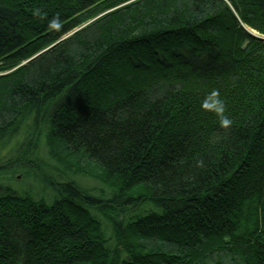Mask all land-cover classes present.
Listing matches in <instances>:
<instances>
[{"label":"trees","instance_id":"obj_1","mask_svg":"<svg viewBox=\"0 0 264 264\" xmlns=\"http://www.w3.org/2000/svg\"><path fill=\"white\" fill-rule=\"evenodd\" d=\"M0 153V264H264V0H0Z\"/></svg>","mask_w":264,"mask_h":264},{"label":"rangeland","instance_id":"obj_2","mask_svg":"<svg viewBox=\"0 0 264 264\" xmlns=\"http://www.w3.org/2000/svg\"><path fill=\"white\" fill-rule=\"evenodd\" d=\"M247 31L250 32V29L247 28ZM0 159H1L0 161H2V159L5 160V161L0 162V167L1 168L5 167L7 168V170H9L10 167H7L5 165V163L7 162V156L4 153H0ZM4 176L7 177V175H4ZM4 176L0 175V177H4ZM13 178L17 181L14 182V185L12 186V190L6 189V185H3V187H5L4 189H6L4 193L14 192L15 194H19V195H25V194L32 195L33 194V196L35 197L36 196L40 197L41 195H43V192L41 189H35L36 184L34 181L27 180V181L20 182V179L22 178V176L18 174H15ZM30 179H33L32 176L30 177ZM84 182L85 184H92L90 180L84 181ZM139 208L141 207L139 206L138 209Z\"/></svg>","mask_w":264,"mask_h":264},{"label":"bare ground","instance_id":"obj_3","mask_svg":"<svg viewBox=\"0 0 264 264\" xmlns=\"http://www.w3.org/2000/svg\"><path fill=\"white\" fill-rule=\"evenodd\" d=\"M245 28H246V27H245ZM248 29H249V28H248ZM246 30H247V28H246ZM250 31H252V30H250ZM254 34L257 35V33H256L255 31H254Z\"/></svg>","mask_w":264,"mask_h":264},{"label":"water","instance_id":"obj_4","mask_svg":"<svg viewBox=\"0 0 264 264\" xmlns=\"http://www.w3.org/2000/svg\"><path fill=\"white\" fill-rule=\"evenodd\" d=\"M250 33H251L252 35H255V34H254V31H250Z\"/></svg>","mask_w":264,"mask_h":264}]
</instances>
